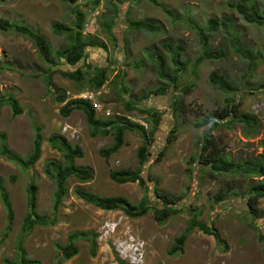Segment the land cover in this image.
Segmentation results:
<instances>
[{
  "label": "rangeland",
  "instance_id": "374dc122",
  "mask_svg": "<svg viewBox=\"0 0 264 264\" xmlns=\"http://www.w3.org/2000/svg\"><path fill=\"white\" fill-rule=\"evenodd\" d=\"M157 1L172 11L174 16L169 17L149 0H122L115 18L114 6L102 0L99 5L102 8L98 16V31L91 39L104 43L107 48H89L87 58L76 67L57 62L56 52L68 47L71 42L66 34H56L53 25L58 23L73 27L77 22L74 9L85 15L87 23L96 10L93 5L86 6L88 0H80L74 5L63 0L0 2V13L4 18L27 25L48 39L52 48V62L56 63L48 65L34 42L28 38L14 32L0 31V100L14 97L23 109V114L15 118L11 107L3 106L0 135H6V143L11 150L21 157H27L32 153L35 138L32 119L43 128L42 157L30 172L39 187L38 213L54 217L56 183L45 169L49 162H62L63 159L60 153L50 147L49 137L60 134L72 145L79 144L85 156L77 159V165L94 171V178L89 182H81L74 177L68 181L69 193L55 226L36 227L24 239L22 245L31 262L57 264V246H65L69 235L79 232L91 233L92 237L97 235L96 256L92 255L91 241L80 239L76 241L80 248L79 255L63 264H264V239H260V236L264 237V199L258 205L259 218H253L248 213L246 203L249 189L262 178H250L237 173L215 174L201 165L195 164L193 168L189 165L191 157L197 156L200 151L199 143L206 130H198L195 123L214 111L225 110L229 100L234 104L240 103L242 113L259 119L260 132L257 136L248 137L240 124L224 123L213 132L221 143L222 154L232 162L256 160L264 156V28L248 25L228 7V1H254L264 7V0ZM222 15H230L237 21L247 47H252L254 54L259 53L262 58L252 66L232 52L223 34L218 32L210 38V49L225 47L227 58L204 61L193 71L202 52L201 39L193 25L205 27L210 18H221ZM109 21L116 23L114 36L106 31ZM132 21H148L160 25L162 29L160 32L130 29ZM167 41L181 43L186 48L182 57L190 64L181 76L179 87L193 85L188 95L173 89L163 96L148 95L160 86L169 85L159 75L155 53L165 54L168 72L175 70L171 55L163 48V43ZM98 67L109 69V93L103 102L112 112L110 117L103 112L97 113L99 119L107 121L121 118L135 124L140 119L148 125V131H152L153 121L138 110L128 112L127 103L132 102L141 110L154 109L162 115L157 142L151 148L152 156L143 172L148 190L138 183L117 184L109 177L113 170L138 168L137 152L143 144L139 132L127 131L124 147L106 161L99 151L113 144V136L92 138L82 111L75 110L69 117L61 115L62 106L83 92V87L90 88L88 81ZM78 68L88 74L80 83L66 79L59 72L72 73ZM213 71L225 74L238 91L225 93L213 85L210 81ZM60 92L66 95L63 104L57 101ZM179 96L184 113L174 117L173 103ZM176 123L177 140L171 144L162 160L155 162ZM27 173L0 156V177L4 179L10 193L15 214L14 224L8 231L7 212L0 196V264H5L6 260L21 264L18 245L24 235L23 222L28 211L27 189L31 182ZM149 175L159 180L160 189L182 199L178 205L181 213L163 226L156 222L153 213L131 219L122 212L100 210L74 194L75 188H82L101 196H123L134 204L148 196L151 205L161 206L154 196L155 185L149 180ZM221 189L227 191L228 198L218 204L215 197ZM193 209L200 212L197 218L195 215L198 213ZM194 218L209 226L214 225L226 245H220L215 237L195 230L183 253L170 255L175 239L186 231ZM147 257L148 263L145 261Z\"/></svg>",
  "mask_w": 264,
  "mask_h": 264
},
{
  "label": "trees",
  "instance_id": "16d2710c",
  "mask_svg": "<svg viewBox=\"0 0 264 264\" xmlns=\"http://www.w3.org/2000/svg\"><path fill=\"white\" fill-rule=\"evenodd\" d=\"M12 0H0L1 3H7ZM64 2L74 5L80 0H63ZM114 6L115 18L119 14V6L122 4V0H103ZM157 8H161L169 17H173L172 11L165 8L157 0H149ZM102 0H88L86 6L93 5L98 8ZM228 7L236 12L241 19L248 25H256L264 28V7L258 6L254 1H242L234 3L228 1ZM77 15V22L73 27H67L60 25L58 23L53 25V30L58 35H67L70 39V45L62 50L56 52L57 62L65 63L68 66L76 67L81 64L87 58V52L89 48H107L104 43H99L95 39H91L92 36H88L86 39L83 32L85 27V15L74 9ZM116 23L114 21H109L106 24V31L109 35L114 36L113 28ZM194 29L201 39L202 52L199 58L196 60L193 71L197 70L199 65L204 61H218L227 58L228 53L225 47H221L217 50L210 49V38L212 35L220 32L225 38V43L232 52L239 55L242 59L250 62L252 66L256 65V62L262 58L259 53L254 54L251 48L247 47L245 41L243 40L240 32L239 25L237 21L230 15H222L221 18L212 17L208 20L205 27H198L193 25ZM130 29L134 30H145L149 32H160L162 27L160 25L152 24L148 21H132L129 24ZM0 31L1 32H14L16 34L22 35L36 45L38 52L40 53L42 59L48 64H56L52 62V48L48 39L39 32L34 31L27 25L10 21L4 18L0 13ZM163 48L165 51L171 55V62L175 65V70L170 73L168 72V64L166 61L165 54L155 53L157 58L156 62L159 65V75L163 80L168 81L169 85H163L159 88L150 91L149 96H163L168 93L171 89L178 91L183 95H188L192 89L193 85L186 86L185 88L179 87V81L181 76L187 71L189 67V62L183 60V54L186 48L181 43L172 44L171 42L163 43ZM92 67V65H89ZM62 76L66 79L75 80L77 82H83L85 76L88 75L83 72L81 68L76 69L72 73L65 71H59ZM108 68H96L95 75L91 77L88 81L89 87H83V91L100 89L109 80ZM210 81L213 85L218 86L220 90L225 93H235L238 89L230 82L225 74H221L218 71H213L210 75ZM264 88V86H263ZM142 99V98H141ZM66 100V95L64 93H58L57 101L63 104ZM4 105H9L11 107L13 117H19L23 114V109L21 108L19 101L14 97L2 98L0 100V115ZM182 102L180 96L175 99L173 103V116L176 117L184 112L181 110ZM127 111L132 112L138 110L142 114H146L148 119L152 120L154 125L152 131H148L145 127L130 122L128 119H109L104 121L97 117V112L93 105L85 100H71L62 106L60 112L64 117H69L75 110L82 111L86 118V123L88 126L89 134L92 138L97 137H108L113 136L114 142L111 146L102 148L99 151V155L108 161L112 156L118 154L125 145V133L127 131H137L143 139L142 146L138 149V168L136 170H113L110 172V179L117 184H128V183H138L145 190H148L147 182L143 177V172L145 166L148 164L150 157L152 156L151 148L157 142V131L162 122V115L159 111L152 110H141L137 108L136 104L132 102L127 103ZM241 104H234L230 100L228 101V106L225 110H217L211 114L204 117L202 121L195 123V127L200 130L206 128L204 134L200 140V151L197 156L191 157L189 160V165L193 168L195 164L201 165L205 168L210 169L215 174H240L250 178H262L256 184L251 186L248 192V197L246 199L248 213L253 218H259L260 214L258 212V205L261 200L264 199V156L257 158L256 160L246 159L240 160L238 162H232L228 160L222 154L221 143L215 138L213 132L218 130L220 127L226 124H240L245 130V134L248 137L257 136L260 132V121L257 117L241 112ZM32 115V114H31ZM232 117V120L229 118ZM229 120V121H228ZM33 127L35 131V138L33 141L32 153L27 157H21L19 154L11 150L6 143V135H0V156L6 158L7 160L15 163L23 169L31 177V182L28 186V211L23 222V238L20 239L18 245V252L20 254L21 264H39L31 262L27 259V253L23 248L24 239L29 236L36 227H49L55 226L58 222V215L60 209L68 196V181L71 178H77L81 182H89L94 178V171L89 168L81 167L77 165V159L84 158L85 154L83 149L79 144L72 145L69 140L60 134H53L48 139L50 147L60 153L63 157L62 162H49L46 166V173L51 176L56 183V190L54 193V207H53V218H49L46 215H41L38 213V203H39V187L36 183L35 176L30 175L33 167L40 161L42 157V147L44 143L43 138V128L38 125L36 120L33 118ZM178 127L177 123L173 125L170 133L168 134L164 148L161 154L156 159L155 162H160L165 156L168 148L177 140ZM264 147V142L262 143ZM192 173V169H189V174ZM149 180L154 183V196L157 201L161 203V206L156 204L151 205L148 196L144 198L138 204H134L123 196H101L82 188H75V196L85 201L86 203L107 212H122L127 217L131 219H139L146 216L149 213H153L156 222L163 226L166 222L177 214L181 213L178 205L181 202V197H174L163 189L159 187V180L152 178L149 175ZM236 195V193H233ZM0 196L3 202V206L7 212V218L9 222L8 231L11 230L15 214L13 206L10 200V193L7 190L4 179L0 177ZM228 198V193L224 189L220 190V193L215 197L216 202L222 203ZM196 209H193L195 211ZM195 215L197 218L200 214L198 212ZM193 219L191 223L186 228V231L175 239L174 244L170 250V255L175 256L179 253H183L184 247L195 230H199L206 235L215 237L216 241L220 245H226L222 240L221 235L214 225L209 226L208 224L202 223ZM253 226H250V228ZM254 228V227H253ZM97 235L92 237L91 233H79L75 232L69 235L68 243L65 246H57L59 252V262L57 264H63L69 261L80 253V248L76 245V241L80 239H87L91 241L93 249L92 255L96 256V243ZM263 240L264 237L260 236ZM121 262V261H120ZM5 264H14L10 261H5ZM122 264H126L122 262Z\"/></svg>",
  "mask_w": 264,
  "mask_h": 264
},
{
  "label": "built area",
  "instance_id": "2783aa9c",
  "mask_svg": "<svg viewBox=\"0 0 264 264\" xmlns=\"http://www.w3.org/2000/svg\"><path fill=\"white\" fill-rule=\"evenodd\" d=\"M100 8V7H99ZM96 8V10L91 14L90 19L85 24L84 27V35L86 36H94L98 31V16L100 15L101 8ZM109 82L107 81L103 87L100 89L86 90L79 94H76L73 99L74 100H85L90 102L95 108L96 112H103V114L107 117H110L112 112L109 108L105 106L103 102L105 96L108 95L109 91L107 90ZM137 123L146 129H148V125L142 120L138 119Z\"/></svg>",
  "mask_w": 264,
  "mask_h": 264
},
{
  "label": "bare ground",
  "instance_id": "6f19581e",
  "mask_svg": "<svg viewBox=\"0 0 264 264\" xmlns=\"http://www.w3.org/2000/svg\"><path fill=\"white\" fill-rule=\"evenodd\" d=\"M148 260H149V257H147V259L145 260V261H146V263H148Z\"/></svg>",
  "mask_w": 264,
  "mask_h": 264
},
{
  "label": "clouds",
  "instance_id": "9594fccd",
  "mask_svg": "<svg viewBox=\"0 0 264 264\" xmlns=\"http://www.w3.org/2000/svg\"><path fill=\"white\" fill-rule=\"evenodd\" d=\"M83 34H84V32H83ZM135 246V245H134ZM135 251V250H134ZM136 256V255H135ZM138 258H136V260H137Z\"/></svg>",
  "mask_w": 264,
  "mask_h": 264
}]
</instances>
